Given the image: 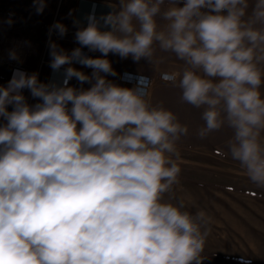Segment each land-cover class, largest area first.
Here are the masks:
<instances>
[{"label": "clouds", "instance_id": "clouds-1", "mask_svg": "<svg viewBox=\"0 0 264 264\" xmlns=\"http://www.w3.org/2000/svg\"><path fill=\"white\" fill-rule=\"evenodd\" d=\"M165 4L118 0L90 12L71 52L51 39L68 31L56 22L49 67L60 80L15 69L0 86V264H201L209 218L164 199L179 182L188 127L152 104L146 77L133 87L108 79L110 53L137 63H151L157 46L174 53L184 67L162 79L202 109L197 135L230 129L225 155L264 187V0Z\"/></svg>", "mask_w": 264, "mask_h": 264}, {"label": "rangeland", "instance_id": "rangeland-1", "mask_svg": "<svg viewBox=\"0 0 264 264\" xmlns=\"http://www.w3.org/2000/svg\"><path fill=\"white\" fill-rule=\"evenodd\" d=\"M76 1L45 0L46 7L38 13L34 0H4L0 41L7 43L6 39L14 37L30 41L37 50L35 61L40 59L50 27L56 22L68 27ZM53 32L54 41L60 36ZM164 91L171 95V88ZM259 91L264 97V83ZM176 104L168 100L163 106L188 127V134L177 142L179 182L164 199L182 201L184 210L204 211L209 218L201 264H264V187L253 184L239 162L225 155L230 129L222 128L201 139L197 135L204 125L201 116L194 118L190 109Z\"/></svg>", "mask_w": 264, "mask_h": 264}, {"label": "crops", "instance_id": "crops-1", "mask_svg": "<svg viewBox=\"0 0 264 264\" xmlns=\"http://www.w3.org/2000/svg\"><path fill=\"white\" fill-rule=\"evenodd\" d=\"M97 1L95 6V13L97 16L107 14L111 11V8L108 6L110 3H118V0H77L75 6H73L70 12V20L67 23L68 31L63 37H57L54 40L61 48L71 52L76 47H79L78 43L75 40V32L78 27H82L86 17L91 9V3ZM183 0H181L182 6ZM167 6V0L165 7ZM74 22H79L78 25ZM158 25L163 28L164 22L158 18ZM75 30V31H74ZM30 41H27L29 52L27 54H20L19 59L21 64L27 70H35L38 66L39 59L35 61L34 56L37 53L36 47L34 44H30ZM7 47V46H6ZM10 51H13V47L10 45ZM50 51V50H49ZM90 52V51H89ZM101 53L99 52H90V56L99 57ZM108 59L111 61L112 67L117 73L116 76H109L108 79L114 81L117 84L125 87H133L131 84L123 82L121 75L123 73L138 74L149 79V84L147 88L148 98L151 100L153 105L162 104L168 100L176 101L178 106L177 108H185V106L192 111L194 118L201 116V109L195 108L194 106L187 104L181 100V90L177 87H174L170 82H166L162 79V74L171 73L173 71H180L184 67L183 61H180L174 53L172 52H163L159 50L158 46L154 54L153 60L151 63H148L144 60H141L139 63L134 62L131 57L127 59H121L118 55L109 54ZM48 60L50 61V55L48 53ZM74 67L84 71L86 74H91V69L85 68L82 66L74 65ZM6 68L0 65V76L6 72ZM50 75V76H49ZM60 75L54 74L53 71H49L48 66L46 65L43 70V81L47 82L56 79L59 81ZM70 86L80 87L79 83L72 79L70 81ZM85 88L90 85H83ZM167 88H171V95L166 94Z\"/></svg>", "mask_w": 264, "mask_h": 264}, {"label": "built area", "instance_id": "built-area-1", "mask_svg": "<svg viewBox=\"0 0 264 264\" xmlns=\"http://www.w3.org/2000/svg\"><path fill=\"white\" fill-rule=\"evenodd\" d=\"M97 3H98L97 1H93L91 3L90 12L94 11L95 6L97 5ZM3 6H4V0H0V11L2 10ZM86 25H87V21L85 20V22L82 25V27H85ZM53 33H55V32H53ZM6 42L7 43H2L0 41V46H2V47H0V65L4 66L7 69L6 72L0 76V86H6L7 85L8 81L11 79L13 71L15 69H21L23 71H26L29 74H31L33 72H36V73L39 74V80L41 82L43 81V70H44V67L47 65L49 71L50 72L52 71V69L49 67V62L50 61L48 60L49 35H48L46 41L44 42V44H43V46L41 48V55H40L38 66L33 71L27 70L21 64L20 59L13 60V59H10V56H9L10 52H12V51L9 50L10 49V47H9L10 45L13 47V51H15L17 56L19 55V52H21L20 54H27L29 52V47H28L27 42L25 40L21 39V38H18V37H14V38H11V39H6ZM4 45L7 46V47H5ZM83 51L87 55L90 56V52H89V50L87 48H84ZM75 65L81 66L79 64H75ZM62 71H63V69H61V72ZM122 77H127V79H122ZM60 78H59V80H60ZM139 78H144V76H141V75H138V74H131V73H123L121 75L122 81L126 82V83H129L132 86L137 84V82H138L137 79H139ZM47 82H49V79H48ZM47 82H45V83H47ZM148 84H149V79L147 78L146 82L142 84V86H144L146 88V91H147V88H148ZM23 94L25 95V97H26V99H27L29 104H34L35 99L32 98L30 92L27 89L24 90ZM9 110H11V107L9 108ZM0 123H4V121L2 119H0Z\"/></svg>", "mask_w": 264, "mask_h": 264}]
</instances>
